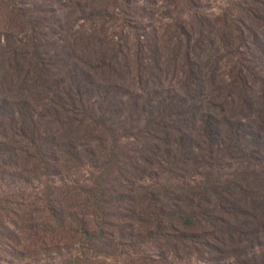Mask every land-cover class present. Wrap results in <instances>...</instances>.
Instances as JSON below:
<instances>
[{
	"label": "rangeland",
	"instance_id": "rangeland-1",
	"mask_svg": "<svg viewBox=\"0 0 264 264\" xmlns=\"http://www.w3.org/2000/svg\"><path fill=\"white\" fill-rule=\"evenodd\" d=\"M0 264H264V0H0Z\"/></svg>",
	"mask_w": 264,
	"mask_h": 264
},
{
	"label": "trees",
	"instance_id": "trees-1",
	"mask_svg": "<svg viewBox=\"0 0 264 264\" xmlns=\"http://www.w3.org/2000/svg\"><path fill=\"white\" fill-rule=\"evenodd\" d=\"M185 35H186V36H185L186 38H187V36H191L190 33H185ZM186 46H187V45H186ZM188 47H189V46H188ZM188 47H187V48H188ZM139 48L142 50V46H141V45H139ZM194 65H195V64H194ZM240 81H244V80H243V79H239L238 82H240ZM238 85H240V84H238ZM238 85H237V86H238ZM212 93H213V94H214V93H217L216 89H213ZM77 99L80 101L79 98H77ZM60 109H63V108H60ZM67 110H68V109H67ZM68 111H70V110H68ZM169 112H170L169 116L172 117L173 112H172V108H171V107H170V109H169ZM166 134H167V132H166ZM186 228H187V227H186ZM185 234L187 235L186 232H185Z\"/></svg>",
	"mask_w": 264,
	"mask_h": 264
}]
</instances>
